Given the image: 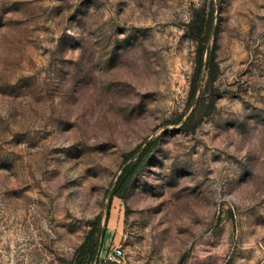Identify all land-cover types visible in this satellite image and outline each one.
<instances>
[{"label": "rangeland", "instance_id": "rangeland-1", "mask_svg": "<svg viewBox=\"0 0 264 264\" xmlns=\"http://www.w3.org/2000/svg\"><path fill=\"white\" fill-rule=\"evenodd\" d=\"M212 1L215 106L183 130ZM94 222L90 264H264V0H0V264H69Z\"/></svg>", "mask_w": 264, "mask_h": 264}, {"label": "trees", "instance_id": "trees-1", "mask_svg": "<svg viewBox=\"0 0 264 264\" xmlns=\"http://www.w3.org/2000/svg\"><path fill=\"white\" fill-rule=\"evenodd\" d=\"M214 11L215 2L212 1L210 6L201 9L200 14H196L188 24V34L197 43L195 70L188 94L187 110L172 122L180 123L183 130H194L215 106L214 95L217 89L213 84L217 76L218 63L213 47L209 45L216 29ZM154 145V141H149L126 155L121 171L112 184L110 197L125 198ZM103 231L102 229L100 232L103 234ZM97 232L98 224L94 222L80 245L77 256L69 264H90L93 259L97 261L101 244V239L95 237Z\"/></svg>", "mask_w": 264, "mask_h": 264}, {"label": "built area", "instance_id": "built-area-1", "mask_svg": "<svg viewBox=\"0 0 264 264\" xmlns=\"http://www.w3.org/2000/svg\"><path fill=\"white\" fill-rule=\"evenodd\" d=\"M124 254L123 248L119 245H117L116 247H114L109 253H108V257L109 258H120L122 257Z\"/></svg>", "mask_w": 264, "mask_h": 264}]
</instances>
